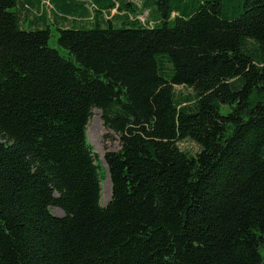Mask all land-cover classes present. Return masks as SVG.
I'll use <instances>...</instances> for the list:
<instances>
[{"label":"trees","instance_id":"obj_1","mask_svg":"<svg viewBox=\"0 0 264 264\" xmlns=\"http://www.w3.org/2000/svg\"><path fill=\"white\" fill-rule=\"evenodd\" d=\"M93 108L121 144L104 205ZM261 248L264 0H0V264H262Z\"/></svg>","mask_w":264,"mask_h":264},{"label":"rangeland","instance_id":"obj_2","mask_svg":"<svg viewBox=\"0 0 264 264\" xmlns=\"http://www.w3.org/2000/svg\"><path fill=\"white\" fill-rule=\"evenodd\" d=\"M133 2L136 3L137 5L140 4V0H133ZM146 17H147L146 12L139 14V18H141L142 20H146ZM87 21L88 20H85V23H87ZM27 25L28 23H24L25 27H27ZM50 31L51 34L48 40L49 46L56 48L60 52V54L67 55V50L61 47L60 45H58L57 43L58 30L55 24L50 23ZM174 90L180 96L188 95V93L190 92L189 89H187L185 86L182 85H175ZM219 110L221 113H226L229 110V106L219 103ZM95 124L98 125L99 127L98 132L94 131L91 133L90 136L87 134V137H88V141L91 143L93 147L94 152L98 154L99 158L102 160L101 161L102 167L100 169L101 177H102L101 203L102 205H104L110 198L111 185L108 184L110 181L109 182L107 181V178L109 179V177L106 171L107 170L106 165L103 161V154L107 150L116 151L120 149L121 144L119 141V136L113 130L104 126L103 120L101 118V110L98 108L92 109L91 116L87 123L86 131H88V126L92 127ZM178 146L182 150L187 151L190 154H195L198 151V145L195 142L188 139L178 142ZM52 211L55 214L58 215L61 214V212L56 208H52ZM260 253L262 257V264H264V248L260 249Z\"/></svg>","mask_w":264,"mask_h":264},{"label":"bare ground","instance_id":"obj_3","mask_svg":"<svg viewBox=\"0 0 264 264\" xmlns=\"http://www.w3.org/2000/svg\"><path fill=\"white\" fill-rule=\"evenodd\" d=\"M98 129H99V127H98V125H94V126H92V127H89L88 126V131H87V134L90 136L91 135V133L92 132H98ZM109 179L107 178V181H108ZM109 182V181H108ZM109 184V183H108ZM110 185V184H109Z\"/></svg>","mask_w":264,"mask_h":264}]
</instances>
